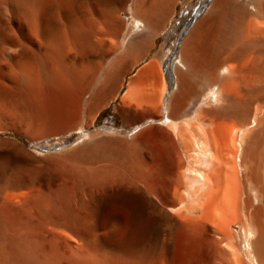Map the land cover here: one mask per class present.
I'll use <instances>...</instances> for the list:
<instances>
[{
	"label": "bare ground",
	"instance_id": "6f19581e",
	"mask_svg": "<svg viewBox=\"0 0 264 264\" xmlns=\"http://www.w3.org/2000/svg\"><path fill=\"white\" fill-rule=\"evenodd\" d=\"M182 1L0 0V132L88 130L119 97L126 128L44 160L0 140V264H264V0L167 33ZM155 128L175 147L152 199Z\"/></svg>",
	"mask_w": 264,
	"mask_h": 264
},
{
	"label": "rangeland",
	"instance_id": "374dc122",
	"mask_svg": "<svg viewBox=\"0 0 264 264\" xmlns=\"http://www.w3.org/2000/svg\"><path fill=\"white\" fill-rule=\"evenodd\" d=\"M206 2L208 3L210 2V0H184L182 1L180 3L178 13L172 22L173 24H171L170 29L168 30L167 33L177 31L180 29L181 26H185L186 22H190L189 21L190 17L194 15V13L196 12V9H198L201 4L206 3ZM166 38H167L166 34H163L160 37L157 43V47L150 53V55L147 57L144 63L139 64L134 69V72L128 77L127 81L130 78H134L136 74L139 71H141L146 66V64H148L154 58V56L161 50V47L164 41L166 40ZM172 68H173V63L172 62L170 63V60L166 61L165 64L163 65V70L166 74V77L163 79V81L168 86L170 92H171V86L173 84V79H172L173 69ZM120 102L121 101L119 97L110 106L104 109L96 125H94L93 128L88 129V130L73 131L70 134L63 135L61 137L57 136L54 138L41 139L38 141L29 140L27 138L24 139V137L19 136L12 132H0V140L8 139V140H13L17 142L18 145H20L22 148H25L30 153L34 154L35 155L34 157L40 160H44L47 157H50L52 155L63 154L65 152L73 150L87 135L97 134V132L101 131L102 129L113 128L117 130L121 129L120 131L125 130L126 128L124 127V124L122 122L121 115L117 110L118 107L120 106ZM159 113H160L159 111H154V113L152 114V117L155 119L164 118L163 113L162 112L160 114ZM180 119H183V117H181ZM134 128L135 126H132L128 128L129 130L128 129L127 130L129 131V133H131ZM125 137H127L128 140L131 139L129 135ZM149 138L154 140L155 135H147L146 139H149ZM146 139H144L145 144L151 147L154 155L159 158V161L154 162L155 166L154 165L153 166L155 168L153 167L152 169L153 171L147 170L143 172V174L141 173V175L139 176V179H140V185H142L141 188L143 189V191H145L146 194H148L152 199H154L155 195L158 193H160L161 195L165 194V190H166L165 183L167 180L172 178L167 173L166 163L160 161V159H163L168 154H172L173 150L169 148V150H167L165 153H163L162 151H158L154 148V146H152V144L147 143ZM178 149H179V154L183 155V151L181 147ZM177 178H178L177 176L173 178L175 187H177V189L180 191L186 190L187 181H185L186 179L184 178V176L183 178L180 177L181 180L179 178L178 180Z\"/></svg>",
	"mask_w": 264,
	"mask_h": 264
},
{
	"label": "crops",
	"instance_id": "0c3cea01",
	"mask_svg": "<svg viewBox=\"0 0 264 264\" xmlns=\"http://www.w3.org/2000/svg\"><path fill=\"white\" fill-rule=\"evenodd\" d=\"M158 130V131H157ZM152 131H154L155 133H153ZM150 133L151 135H155L158 136L160 135L159 137L161 138L162 141H158L159 139H146L147 140V143H150L152 144V146H154V148L158 151H162L163 153H165L167 150H169V148L171 150L174 149L175 145L170 143L169 141L166 140V135L168 134L167 131H162V129L160 128H155V129H150ZM154 161H159V158L157 156L154 157Z\"/></svg>",
	"mask_w": 264,
	"mask_h": 264
}]
</instances>
